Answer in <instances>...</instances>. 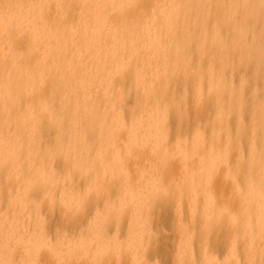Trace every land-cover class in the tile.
I'll list each match as a JSON object with an SVG mask.
<instances>
[{
	"label": "bare ground",
	"instance_id": "bare-ground-1",
	"mask_svg": "<svg viewBox=\"0 0 264 264\" xmlns=\"http://www.w3.org/2000/svg\"><path fill=\"white\" fill-rule=\"evenodd\" d=\"M162 212L264 264V0H0V264H161Z\"/></svg>",
	"mask_w": 264,
	"mask_h": 264
},
{
	"label": "rangeland",
	"instance_id": "rangeland-1",
	"mask_svg": "<svg viewBox=\"0 0 264 264\" xmlns=\"http://www.w3.org/2000/svg\"><path fill=\"white\" fill-rule=\"evenodd\" d=\"M153 220H154V222H153ZM153 220H152V226L157 231V233L159 234L160 242H159V244H157L156 247L152 248V250L149 253V257L150 258L152 257L151 259H154V260L155 259L159 260V262H161V264H170L171 252H173V250H175L172 242H171V244L168 245L169 261L167 260L168 257H166L165 253L163 252V250H164L163 247L160 246V243L163 242L164 240H166L167 236L169 237L171 235L172 229L170 226V222L168 221L166 216L163 214V212L159 213L158 215H155V218H153ZM56 222H57V219L52 220V224H55ZM211 251L214 252V254H216L221 259L224 258L226 255V250L222 246H220V247L214 246V248H212ZM166 261H168V263Z\"/></svg>",
	"mask_w": 264,
	"mask_h": 264
}]
</instances>
